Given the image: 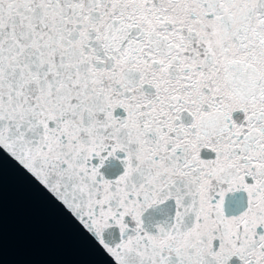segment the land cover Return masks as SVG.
Segmentation results:
<instances>
[{
  "label": "snow or ice",
  "instance_id": "1",
  "mask_svg": "<svg viewBox=\"0 0 264 264\" xmlns=\"http://www.w3.org/2000/svg\"><path fill=\"white\" fill-rule=\"evenodd\" d=\"M0 147L114 264H264V0H0Z\"/></svg>",
  "mask_w": 264,
  "mask_h": 264
}]
</instances>
